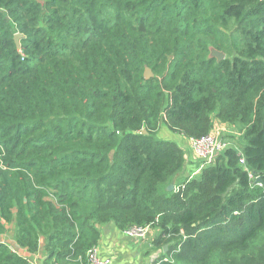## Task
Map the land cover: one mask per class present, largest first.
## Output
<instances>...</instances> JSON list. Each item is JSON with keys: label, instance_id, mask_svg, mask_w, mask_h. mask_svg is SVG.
Returning a JSON list of instances; mask_svg holds the SVG:
<instances>
[{"label": "trees", "instance_id": "1", "mask_svg": "<svg viewBox=\"0 0 264 264\" xmlns=\"http://www.w3.org/2000/svg\"><path fill=\"white\" fill-rule=\"evenodd\" d=\"M217 124L238 145L168 191L160 135ZM107 225H150L152 264H264V0H0V264H86Z\"/></svg>", "mask_w": 264, "mask_h": 264}, {"label": "crops", "instance_id": "2", "mask_svg": "<svg viewBox=\"0 0 264 264\" xmlns=\"http://www.w3.org/2000/svg\"><path fill=\"white\" fill-rule=\"evenodd\" d=\"M181 141L183 142L184 139L181 138ZM184 145L186 147L185 141ZM190 161L196 163L195 161L198 159L192 160L190 158ZM95 248L100 257L109 258L114 264H152L157 257V253L149 252L146 248V241L126 238L120 230L112 225L101 228ZM32 257L30 264H41L44 254L39 251Z\"/></svg>", "mask_w": 264, "mask_h": 264}, {"label": "built area", "instance_id": "3", "mask_svg": "<svg viewBox=\"0 0 264 264\" xmlns=\"http://www.w3.org/2000/svg\"><path fill=\"white\" fill-rule=\"evenodd\" d=\"M223 128V127H221ZM226 129V128H223ZM217 130V129H216ZM214 129L213 134L200 136L196 138H188L186 145L192 148V153L198 161L205 165L213 164L215 157L224 150L227 146L216 140L217 133H220ZM229 130V129H226ZM203 167V166H202ZM200 166V168H202ZM153 230L148 226L131 227L123 231V235L129 239H135L138 241H144L152 234ZM86 264H114L109 258L100 257L95 247L91 248L86 253Z\"/></svg>", "mask_w": 264, "mask_h": 264}, {"label": "rangeland", "instance_id": "4", "mask_svg": "<svg viewBox=\"0 0 264 264\" xmlns=\"http://www.w3.org/2000/svg\"><path fill=\"white\" fill-rule=\"evenodd\" d=\"M214 127H215L214 129L215 130L217 129L216 131H218V132H220L222 130L220 133H217L218 135L216 137V140L218 142L225 144L227 147H231V146L235 147L240 142L241 137H240V133H239L238 128L226 130V129L221 128L220 124H217ZM214 129H213V132H214ZM160 138L165 139V140H169V141H174V142L178 143L179 146H181V147L183 146L182 148L185 151V153H186V150L188 151V154H186V158H185L186 159L185 167L180 172V174L177 176V178L175 179V182L172 184V186H173L172 190H175L178 186L179 181H181L182 179L189 177V176H191V177L197 176L198 166L195 164L199 163L200 161H195L196 163H194L193 161H190V158L192 160H195V155L191 152L192 148H189V146H187V145L185 147L184 143L181 141V138L179 136H174L172 134H165L163 136L160 135ZM200 166L204 167L206 165L203 164L202 162H200Z\"/></svg>", "mask_w": 264, "mask_h": 264}, {"label": "water", "instance_id": "5", "mask_svg": "<svg viewBox=\"0 0 264 264\" xmlns=\"http://www.w3.org/2000/svg\"><path fill=\"white\" fill-rule=\"evenodd\" d=\"M20 38H21V36L18 35V34H15V36L13 38L15 46L17 48H19V39ZM208 58L209 59H215L217 62H220V61L224 60L225 54L223 52H221V51H218V50L214 49V48H210L209 49V57ZM144 77H145V79L151 78L152 77L151 71L146 69L144 71ZM258 181H260V178H256L255 182H258ZM172 189H173L172 185H169L168 188H167L168 191H171ZM1 240L2 241L4 240L8 245H10L14 249V251H16V252L18 251V252L22 253L25 257H30V254L21 251L19 249V247L17 246V244L13 240L4 239V238H1ZM163 250L166 251L167 250V246H164Z\"/></svg>", "mask_w": 264, "mask_h": 264}]
</instances>
